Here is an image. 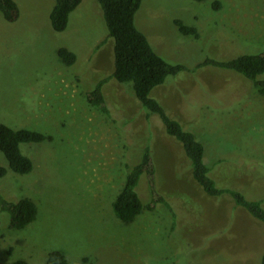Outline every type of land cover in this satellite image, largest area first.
<instances>
[{
    "label": "rangeland",
    "instance_id": "374dc122",
    "mask_svg": "<svg viewBox=\"0 0 264 264\" xmlns=\"http://www.w3.org/2000/svg\"><path fill=\"white\" fill-rule=\"evenodd\" d=\"M16 2L18 18H0V125L50 139L20 145L33 164L24 176L9 170L0 152V167L7 170L0 196L9 202L30 199L38 209L36 220L21 231L11 230L0 211V263L44 264L50 252L59 251L70 264H260L264 224L229 195L205 197L179 170L180 145L163 134L155 115L150 142L156 187L178 206L180 219L189 215L190 221H179L169 235L170 221L156 211H143L129 226L114 217L111 204L124 183V148L147 135L142 117L128 137L86 101L87 80L107 75L113 65V41L100 7L96 0H81L66 30L56 33L49 21L53 0ZM176 20L195 28L198 37L179 33ZM135 26L164 61L187 69L153 97L203 145L217 186L248 188L245 195L264 208V96L252 92L244 78L204 64L264 51V0H142ZM61 48L75 54V65L62 64ZM173 85L182 91L167 95ZM104 94L123 109L137 106L128 86L113 84ZM210 99L214 111L200 113L201 103ZM148 186L142 176L136 191L143 203ZM189 202L199 213L187 211ZM192 214L199 220L191 221Z\"/></svg>",
    "mask_w": 264,
    "mask_h": 264
},
{
    "label": "trees",
    "instance_id": "16d2710c",
    "mask_svg": "<svg viewBox=\"0 0 264 264\" xmlns=\"http://www.w3.org/2000/svg\"><path fill=\"white\" fill-rule=\"evenodd\" d=\"M194 1L203 2L207 0ZM96 2L100 7L106 26L107 38L113 41V65L109 72L106 71L107 75L104 74V76L95 79L93 87L92 80H87L89 86L84 87L86 101L105 116L108 123L115 125L122 134L128 137L135 135L138 126L136 124L134 127L133 124L142 117L143 131L147 135L145 139H142L141 144L134 143L133 146H125L124 148V183L111 204L114 217L123 225L129 226L143 211H156L166 216L170 221L169 235L174 233L178 223H189L190 221L189 215L180 219L178 206L170 201L168 194H160L156 187L155 166L151 157L152 146L150 142L151 139L154 140L155 138L154 133L150 131V119L151 116L155 115L161 121L163 134L180 145L178 158L181 161V167H179L181 173L187 174L205 197L219 199L223 195H229L235 206L242 208L253 219L264 224V208L261 205V200L253 201L254 199L248 198L246 196L248 188L243 190L236 185L232 188H219L215 179L212 178L211 169L204 163L203 145L196 139L192 131L184 129L178 121L169 116L159 100L153 97L154 90L166 86L170 79L175 81L177 75L187 69L182 65H172L164 61L154 52L147 38L136 28L135 15L142 0H96ZM80 3L81 0H53L49 21L54 32L62 33L66 30L70 14ZM214 7L219 8V3H214ZM18 16L19 8L16 0H0V18L2 20L13 22ZM174 24L182 35L198 37L195 28L185 26L178 20ZM106 41L107 39L98 43L99 45L94 47V51L97 52ZM58 56L67 68L76 63L75 54L65 48L58 50ZM206 63L227 71L230 75L236 74L244 78V83L249 84L252 92L264 96V51L256 55H241L224 62L209 59L204 64ZM189 73H193V71ZM73 78L79 82L80 78L77 79L76 74ZM113 84L128 86L132 90L137 104L135 109H123L106 98L105 89ZM173 86L171 90L167 91V95L176 88L182 91L181 86ZM215 108L212 99H210L201 103L199 111L200 113L204 109L214 111ZM49 139L39 132L28 129L15 130L0 125V152L6 160L9 170L16 175L30 174L33 169L32 161L21 153L20 145L40 144L49 141ZM127 147L131 149H127ZM129 150L130 152H128ZM6 174L7 170L0 167V179L4 178ZM142 176L147 178L149 185L147 203L141 201L136 191ZM188 207L187 211L189 212L191 210L196 212L194 209L197 210V207L191 202H189ZM0 211L8 215V227L13 231L25 229L36 220L38 215L37 206L27 198L9 202L0 196ZM197 211L199 213V210ZM192 217L194 219L191 221L194 222L199 220L200 216L192 214ZM9 264H27V262L16 260ZM44 264L70 263L61 252L52 251L47 255ZM260 264H264V252L260 258Z\"/></svg>",
    "mask_w": 264,
    "mask_h": 264
}]
</instances>
